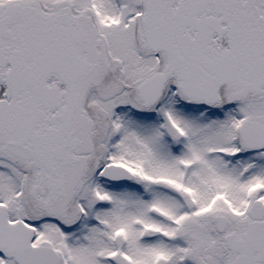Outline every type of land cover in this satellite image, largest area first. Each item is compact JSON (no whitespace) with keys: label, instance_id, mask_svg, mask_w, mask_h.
<instances>
[{"label":"snow or ice","instance_id":"obj_1","mask_svg":"<svg viewBox=\"0 0 264 264\" xmlns=\"http://www.w3.org/2000/svg\"><path fill=\"white\" fill-rule=\"evenodd\" d=\"M0 264H264V0H0Z\"/></svg>","mask_w":264,"mask_h":264}]
</instances>
